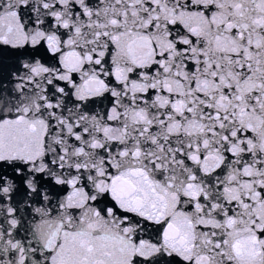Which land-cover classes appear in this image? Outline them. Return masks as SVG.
<instances>
[{"label":"snow or ice","instance_id":"snow-or-ice-1","mask_svg":"<svg viewBox=\"0 0 264 264\" xmlns=\"http://www.w3.org/2000/svg\"><path fill=\"white\" fill-rule=\"evenodd\" d=\"M0 264H264V0H0Z\"/></svg>","mask_w":264,"mask_h":264}]
</instances>
